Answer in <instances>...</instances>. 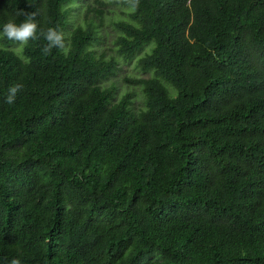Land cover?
Wrapping results in <instances>:
<instances>
[{"label":"trees","instance_id":"obj_1","mask_svg":"<svg viewBox=\"0 0 264 264\" xmlns=\"http://www.w3.org/2000/svg\"><path fill=\"white\" fill-rule=\"evenodd\" d=\"M73 1L0 0L68 49L0 38V264H264V0H115L140 108Z\"/></svg>","mask_w":264,"mask_h":264},{"label":"rangeland","instance_id":"obj_2","mask_svg":"<svg viewBox=\"0 0 264 264\" xmlns=\"http://www.w3.org/2000/svg\"><path fill=\"white\" fill-rule=\"evenodd\" d=\"M74 0L71 2L73 11L71 12V22L75 25H86L94 20L93 24L97 27V34L100 38L98 42H94L92 49L95 50L97 56H104L107 59L115 58L118 60V69L115 75L101 81L103 87L114 88L115 98L119 100L125 94H131L133 104L137 108L144 106V94L142 87L134 83H130L128 79L148 78L152 76V72L143 71L139 68L138 58L149 51L146 46L133 59L125 60L117 52L115 40L118 31L114 28V23L121 19H128L130 7L117 3L115 0ZM121 1V0H117ZM109 2V3H108ZM106 3L107 5H104ZM103 10L101 18L98 11ZM71 32V31H70ZM69 30L67 34L70 33ZM21 45L14 44V49L19 50Z\"/></svg>","mask_w":264,"mask_h":264},{"label":"clouds","instance_id":"obj_3","mask_svg":"<svg viewBox=\"0 0 264 264\" xmlns=\"http://www.w3.org/2000/svg\"><path fill=\"white\" fill-rule=\"evenodd\" d=\"M133 4V10L135 8ZM37 13L25 14L26 18L17 24L10 19L4 23L2 31H0V38H6L9 41L15 42L17 45L26 46L28 42L39 40L41 37L46 41V44L41 48L42 55L48 56L53 49H58L61 52H67L64 34L55 28H39L35 20ZM23 89L20 83L13 84L7 90L5 103L11 105L15 103L17 94ZM10 264H21L19 259H12Z\"/></svg>","mask_w":264,"mask_h":264}]
</instances>
